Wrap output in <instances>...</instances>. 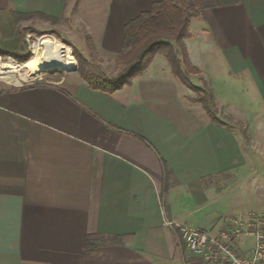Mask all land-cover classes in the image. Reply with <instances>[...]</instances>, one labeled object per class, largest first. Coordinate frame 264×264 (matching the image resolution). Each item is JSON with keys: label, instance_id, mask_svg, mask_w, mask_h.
Returning <instances> with one entry per match:
<instances>
[{"label": "crops", "instance_id": "crops-1", "mask_svg": "<svg viewBox=\"0 0 264 264\" xmlns=\"http://www.w3.org/2000/svg\"><path fill=\"white\" fill-rule=\"evenodd\" d=\"M157 1L0 0V10L60 19L76 7L85 38L118 56L126 23ZM188 30L201 72L191 83L207 81L227 125L193 100L165 54L113 93L83 77L0 84V264H206L180 231L220 198L207 200L205 183L249 167L244 181L264 188V0L203 9ZM236 88L257 105L238 119L222 105ZM91 234L100 246L87 251Z\"/></svg>", "mask_w": 264, "mask_h": 264}, {"label": "trees", "instance_id": "trees-1", "mask_svg": "<svg viewBox=\"0 0 264 264\" xmlns=\"http://www.w3.org/2000/svg\"><path fill=\"white\" fill-rule=\"evenodd\" d=\"M237 3H240V0H159L150 10L140 13L126 23L122 52L115 59L117 66L122 67L117 77H103L88 71L80 56H77L80 65L78 70L91 88L113 93L143 74L157 54H165L174 75L199 93L195 101L202 103L215 122L227 125V122L217 115L218 107L207 81L200 78L201 86L191 83V75H199L201 72L191 63L184 39L189 36L191 19L199 16L203 9ZM37 15L56 20L40 12L0 10V54L3 57L13 55L20 62L31 58L24 35L27 29L21 23ZM229 120L227 118V121ZM99 239L98 234L88 235L87 251L100 246Z\"/></svg>", "mask_w": 264, "mask_h": 264}, {"label": "rangeland", "instance_id": "rangeland-1", "mask_svg": "<svg viewBox=\"0 0 264 264\" xmlns=\"http://www.w3.org/2000/svg\"><path fill=\"white\" fill-rule=\"evenodd\" d=\"M105 7L106 6L103 5L102 7L99 6L96 8L97 10H102L105 9ZM72 9H74V13H71ZM76 10V7L69 6L65 15L56 20L37 15L23 21L21 24L27 29L24 31V35L31 58L26 62H20L17 61L13 55L3 57L0 54V59L2 61L13 60L22 66V68H18V71L15 73H9L8 70H4V73H0V84L16 87L40 81L55 82L57 80L79 79L82 76L78 70L80 65L77 56H80L84 61L85 68L88 71L103 77H117L122 71V67L117 66L115 63V59L119 55L109 56L97 51L93 43L85 38V26L83 23L79 22L78 18L75 16L77 13ZM43 37L57 40L65 45L70 54L76 59L77 68L70 71L60 69L59 67L53 69L41 68L37 57L39 52L42 51L40 42ZM33 72L37 73V76L34 78L32 77ZM21 74L27 76L28 79L23 80ZM198 95L199 93L195 92L193 100H195ZM222 105L225 110L230 112L232 117L237 119L242 111H247V113L251 115V112L257 107L253 101L252 90L240 93L237 88L235 89V92L232 91L226 103H222ZM249 170V167L236 169L231 171L228 175H225L223 178L216 177L211 182L207 181L205 186L208 189L209 194L211 193L210 196L207 195L209 196L207 200L216 201L215 198L211 199V197L219 195L220 198H217L216 203L205 204L198 210V212L187 216V224L185 225L193 224L194 226H206L208 221L216 216L217 218L220 217L218 218L217 223L205 228L209 230H217L218 226L222 223L223 218H225V221H228L233 217L246 216L249 213L264 214V188L259 189V185L256 184V182L244 181L249 174ZM263 186L264 183L262 184V187ZM207 200H205V202Z\"/></svg>", "mask_w": 264, "mask_h": 264}, {"label": "built area", "instance_id": "built-area-1", "mask_svg": "<svg viewBox=\"0 0 264 264\" xmlns=\"http://www.w3.org/2000/svg\"><path fill=\"white\" fill-rule=\"evenodd\" d=\"M180 231L186 249L206 264H264V214L233 217L217 230L180 225Z\"/></svg>", "mask_w": 264, "mask_h": 264}, {"label": "bare ground", "instance_id": "bare-ground-1", "mask_svg": "<svg viewBox=\"0 0 264 264\" xmlns=\"http://www.w3.org/2000/svg\"><path fill=\"white\" fill-rule=\"evenodd\" d=\"M40 46L42 47V51L39 52L37 60L41 68L53 69L59 67L60 69L68 71L77 68L76 59L70 54L66 46L57 40L43 37ZM18 68H22V66L17 62L13 60L2 61L0 59V73H4V70H8L9 73H15L18 71ZM21 75L23 80L28 79L27 76ZM36 76L37 73L33 72L32 77L34 78Z\"/></svg>", "mask_w": 264, "mask_h": 264}]
</instances>
